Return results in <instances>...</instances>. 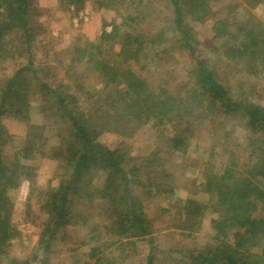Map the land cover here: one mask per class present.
Masks as SVG:
<instances>
[{
	"label": "trees",
	"instance_id": "trees-1",
	"mask_svg": "<svg viewBox=\"0 0 264 264\" xmlns=\"http://www.w3.org/2000/svg\"><path fill=\"white\" fill-rule=\"evenodd\" d=\"M29 1L0 0V65L8 60L7 47L13 43L18 51L23 48V53L31 54L30 47L39 26L29 22ZM62 1L66 6H78L88 0ZM124 1L95 0L99 9H108ZM157 1L169 7V31L162 29L149 41L142 33L126 32L118 41L117 51L112 49L105 58L100 55L101 59L94 61L92 67L97 78L105 84L103 95L84 93L79 84L74 89L77 95L70 88L51 86L40 77L43 69L35 67L31 58L0 81V264L7 259L8 243L17 234L12 207L24 181L29 189L27 202L36 192L39 210L45 215L38 241V249L44 253L57 231L86 226L93 216L94 219L103 218V235L116 244L122 261L129 247L136 248L140 244L148 249L143 264H153L155 254L151 238L162 229H158L157 223L161 217L155 219L151 211L160 205H152L151 210L145 205L174 194L171 176L163 168L154 169L161 162L156 151L136 163L125 142L111 146L102 138L107 135L130 138L147 124L174 123L181 131L174 132L168 144L171 156H176L185 153L190 143L185 135L188 127L183 128L182 122L199 121L204 113L215 107L223 109L227 115L242 113L252 134L247 139V147L249 158L254 160L240 169L230 160L221 173L204 176V192L212 199L209 206H197L191 199L180 202L183 204L181 215L188 214L187 225H176V228L187 232L184 235L187 238L200 233L204 212L208 209V238L203 246L179 247L170 252H179L180 260H187L182 261L183 264H264V110L232 99L228 94L230 88L218 83L209 59L198 55L196 35L188 21H200L202 17L198 15L208 11L207 3L216 0ZM143 14H140L141 21ZM197 17L200 19H193ZM249 23L252 28L246 29L243 24L237 27L227 20V23H218L220 31L215 34L221 40L229 34L239 38L234 39L237 40L235 44H220L227 65L246 71L252 62L262 59L263 67L254 68L259 74L260 70L264 71V36L261 30L255 31L259 27L257 21ZM166 32L171 35L168 42L178 37L182 50H187L192 57L187 76L195 85L182 96L162 87L153 90L143 77L148 62L146 53L154 50ZM118 34V27H114L105 38L113 36L115 39ZM20 56L18 53L17 58ZM121 61L125 65L123 70L118 67ZM8 119L10 125L24 132L19 138V147L11 155L4 152L6 142L9 138L11 141L3 125ZM37 157H46L56 163L54 185L44 192L34 188L36 168L31 163ZM133 188L140 190V197L133 195ZM158 209L159 213L170 215L167 210ZM213 214L216 217L212 218ZM88 232L94 234V241L102 237L99 227ZM98 253L94 245L88 254L89 259L96 258L95 264L104 260L97 257ZM117 259L106 264H113Z\"/></svg>",
	"mask_w": 264,
	"mask_h": 264
},
{
	"label": "rangeland",
	"instance_id": "rangeland-1",
	"mask_svg": "<svg viewBox=\"0 0 264 264\" xmlns=\"http://www.w3.org/2000/svg\"><path fill=\"white\" fill-rule=\"evenodd\" d=\"M254 1H209L208 11L206 10L204 15L203 13L198 15L202 17L200 21L188 22L196 35L198 55L209 59L218 83L230 88L228 94L232 99L257 105L264 110V71L260 70L257 74L263 67V60H255L246 71L227 65L228 61L222 57L220 44L227 45L230 42L235 44L239 38L229 34L221 40L215 34L220 31L218 23H227L229 20L232 25L243 24L248 29L252 28L249 21L255 20L259 24L255 31L261 30L264 36V0L256 4ZM63 2L62 0L29 1V22L39 26L30 47L31 54L23 53L25 52L23 48L21 52L17 47L15 49L17 46L15 43L7 47L9 58L0 65V81L9 77L20 63L25 65L31 58L35 67L43 69L40 77L47 80L51 86L70 88L71 92L77 95L75 86L79 84L83 86L84 93L103 95L106 92L105 84L97 78L92 67L93 62L100 60V55L103 58L107 57L112 49L117 51L118 41L126 32L142 33L145 40L149 41L162 29L169 31L171 26L169 7L157 0H142L141 5L140 0H125L122 4L116 2L108 6V9H99L95 0H88L78 6H66ZM142 13H145L142 16L143 21L140 18ZM186 13L188 14L189 11ZM128 18L136 19L130 21L127 20ZM114 27H118L117 38L112 39L113 36L111 39L105 38V35L113 32ZM168 34L169 32H166V36L157 41L154 50L150 49L146 53L148 62L143 77L153 90L162 87L168 92L182 96L188 93V88L195 85L187 76L192 57L187 50H182L178 37H172L171 42H168L171 37ZM235 38L237 40H234ZM151 45L150 43V47ZM18 53H21L19 58H17ZM122 61L118 67L123 70L125 65ZM202 116L203 119L199 121L182 122L183 128L188 127L185 135L190 143L185 153L175 154L176 156H171V148L168 144V139L174 132L181 131L174 123H165L161 126L147 124L130 138L116 135L102 138L111 146L125 142L130 147L131 156L135 158L136 163L156 151L161 162L156 164L158 166H154V169L159 171L163 168L171 176L174 194L165 195L145 205L146 209L150 210L152 205H160L155 210L152 209L153 212L151 211L155 219L161 217L160 222H157L159 223L157 228L162 229L151 238V246L155 254L153 264H183L182 261L187 260H180L179 252H170V249L185 246L193 249L203 246L207 241L206 231L209 229L210 218L208 209L204 212L203 228L200 233L187 238L184 237L187 232H180L176 228V225H187L188 214L180 213L183 208L181 201L191 199V203L203 207L212 203L210 195L204 192L205 187L202 185L204 176L221 173L223 167L230 164V160L238 169L251 165L254 160L249 158L250 151L247 147V139L252 134L245 125L242 113L227 115L223 109L215 107ZM9 121L11 120L8 119L3 123L11 136V141L9 138L4 147L7 155H11L19 147V138L24 134L21 128L10 125ZM34 122L39 123V120L34 119ZM31 164L36 168L34 179L36 191L44 192L49 186L54 185L56 170L54 161L46 157H37ZM132 190L134 196L140 197L139 189ZM28 194V183L24 181L14 197L12 207L17 234L8 243L7 259L3 264H95L96 258L88 257L94 245L99 249L97 257L104 259L100 264H106L116 257L118 259L113 264H143L148 249L145 247L147 249L145 251L140 244L136 248L129 247L123 261L119 258L120 252L117 251L116 244H112L111 239L103 235L102 217L94 219L90 216L91 220L86 226L67 227L65 231H57L51 238L50 247L44 253L41 248L38 249V241L45 215L39 210L36 192L31 194V199L27 202ZM158 208L167 210L174 219L166 212L159 213ZM214 216L215 214L212 218ZM97 227L102 236L97 239L98 242L92 238L94 234L88 232L89 229L94 230ZM175 260L178 262L175 263Z\"/></svg>",
	"mask_w": 264,
	"mask_h": 264
}]
</instances>
